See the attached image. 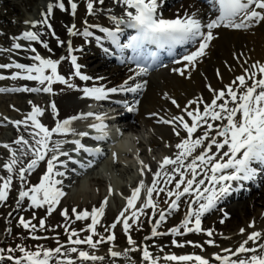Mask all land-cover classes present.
Returning a JSON list of instances; mask_svg holds the SVG:
<instances>
[{
    "label": "snow or ice",
    "instance_id": "snow-or-ice-1",
    "mask_svg": "<svg viewBox=\"0 0 264 264\" xmlns=\"http://www.w3.org/2000/svg\"><path fill=\"white\" fill-rule=\"evenodd\" d=\"M209 5V11L204 16L198 15V11H186L182 16H177L174 19L164 18L162 14V6L164 0H115L118 5L124 6V14L117 16L112 9H109L108 19L113 22L115 28L101 26L99 24L88 25L82 33L85 37H92L94 33L89 28H97L104 36L97 35L96 41L100 44L105 54L115 55V52H110L109 48L104 45V40L110 42L118 52L119 59L124 62L128 59L136 63L137 71L132 76H129L122 84L113 87L92 86L81 89L85 98L94 99L96 101H105L112 94L120 93H140L147 85V81L136 82V77H142L148 74L152 65L159 61V52L151 51L150 46L156 45L158 49L166 48L171 55L172 50L178 45H194L195 51H191L183 56V61L187 62L185 67H195L200 58L207 55V49L211 42L216 39L214 30L221 27L232 28L238 30H248L253 26L260 25L264 22V0H206ZM104 5L105 0H87V13L89 15L96 14V4ZM59 7L61 10H66L63 0L58 5L49 4L47 13L44 14L42 20L30 23L31 27L35 28L38 25H44L52 28L49 23V16L53 12V8ZM71 14L74 16L77 10V3L72 2ZM87 23V22H85ZM121 26L135 29L136 34L128 37L126 43L121 42V35L124 29ZM70 35L80 34L76 31V25L68 27ZM55 36V32H52ZM14 40L41 42L43 47L49 52L52 49L47 42L41 40V34L37 31L26 30L21 35L14 37ZM63 46V41H59ZM24 47L21 43H13L10 49H0V51L19 50ZM130 49L132 55L125 57L124 52ZM27 51L35 53L30 59L38 63L24 64L19 62L0 63V69H17L10 77L0 75V80L5 79H23L27 81H36L41 87H0V93L5 92H31V93H51L53 91L52 84L59 82L67 85L69 88L75 87L70 83L69 79L64 75L59 74L58 65L60 60L45 58L41 56L35 47H27ZM69 52L73 51L69 42ZM176 60L175 63H180ZM71 63L74 66L75 77L81 81H92L94 78L90 75L83 74L82 65L78 63L77 56H71ZM51 70V74H46L47 70ZM178 71L180 75L185 74L184 69H173ZM242 75H238L226 86V90H215L209 86L213 92V98L210 103L203 104V111L199 106L198 101L202 102V98L193 100L191 105H197L194 109L185 108L184 112L191 118V122L185 119L184 115H171L169 118L160 117V123L174 125L173 131L175 135L181 136V127L186 133V137H181L179 143L175 145L178 151L174 156H165L159 162V170L154 173L151 186H147L143 180L139 186L132 190V194L127 198V206L120 212L116 223H113L106 231H111L117 223L123 224V229L127 233L131 228L130 220L139 221L140 216L144 215V209L151 208L154 213L158 210V203L154 199V193H165L167 198L164 202L169 205L167 214L179 209V201L181 197L195 194V200L189 204V210L185 215L184 220L178 227L170 229V234L173 236H183L187 233H201L202 217L216 208L218 201L229 195L233 190L232 182L254 181L264 172V63L256 62L244 69ZM259 77V78H258ZM98 80H103L104 77H97ZM238 85V86H237ZM171 99V103L177 108L180 105L175 99ZM218 101H222L218 103ZM31 103V102H30ZM139 100H134L132 104L124 103L127 112L131 113L137 110ZM53 112L58 116L56 104H51ZM44 110L34 103L32 111L27 114L23 120L13 121L19 127L23 125L25 129L31 128L29 133L31 141L21 135L15 144L20 148L11 150V146L4 144L3 147L10 149L11 159L4 164V168L8 173H13L16 164L20 157L17 155H31L33 158L26 168L19 169V178L23 182L26 179V173L34 170L40 161L47 159V171L41 178L40 183L28 187L27 190L20 191L19 201L25 198L31 201L34 208L47 206L49 214L60 203V200L66 193L62 187L61 179L55 177L66 176L65 171H60L57 165L67 169L68 162L79 164L80 168L87 169L93 166V160L86 163L73 158L68 151L63 150V145L71 143L75 147L73 152L79 154L84 152L92 157H97L103 154L100 147H89L85 145L81 139H59L53 140L54 135L67 137L68 135L79 137H90L94 141L102 142L109 138L107 117L103 114L93 112L80 113L73 115L63 120H57L55 126L51 129L40 122L38 117L43 115ZM152 115H158L153 113ZM93 118L95 122L89 127L96 133L90 136L89 132H77L73 127L74 122ZM29 121L31 122L29 124ZM219 122V123H217ZM199 136H195L197 132ZM215 149V151H214ZM227 149V150H225ZM199 150V151H198ZM115 155V154H113ZM67 157V161L60 160V157ZM141 174L144 170L151 171L150 167L140 161ZM74 171V170H73ZM3 181L0 184V202H3L8 197V192L12 184V175L0 177ZM207 181V184H206ZM174 182V183H173ZM163 184L164 187L160 185ZM172 185V187H168ZM242 186V185H241ZM147 189V199L140 208H137V201L140 199L142 189ZM174 188V190H173ZM112 192V189H109ZM19 203V202H18ZM198 204V207L193 210L192 205ZM108 205V199L105 198L102 205L98 208L94 207L91 212L84 210L76 212V220L91 219V223L87 225L86 231L91 234L81 239L79 233L75 230L69 232V243L73 245L70 248H65L60 245L55 249H41L39 251H26L24 247L20 251L24 253L20 259H15L9 255L5 257L2 253L4 249H0V261L14 260V264H77V259H74L71 254H77L81 264L84 262H102L104 256L95 255L89 251L78 248L79 245H88L92 250H96L98 245L105 242L104 237L94 240L93 237L98 235L97 225L101 222V217L105 214V209ZM130 209H135L131 212V216L125 214ZM68 217L67 210L62 213ZM227 215V214H225ZM122 218V219H121ZM166 212L159 209V219L155 220L152 225L151 237H159L168 235L169 233L160 232L158 228L161 222L165 221ZM224 221L221 220V223ZM20 225L25 228L35 230V225L30 221H26L23 217L19 220ZM45 222L40 221V227L43 228ZM191 225V226H190ZM255 228V223L249 225ZM183 229V231H182ZM67 230V226H66ZM213 230H207L206 234L209 237L213 236ZM245 229L241 228L240 233L243 235ZM76 237V239H73ZM149 237V239L151 238ZM40 239L41 237H33ZM227 238V237H226ZM107 241H115V235H108ZM128 244L132 247L124 252L116 251L113 248L109 249L110 257L114 260L123 257L126 260H131L129 253L135 251L142 252V261L144 264H211L208 258L201 255H177L174 253L165 254L163 256L154 255L149 250L147 245L142 248L137 247V241L130 235L127 237ZM186 243L192 244V241ZM208 244H214V240H208ZM251 243V246L249 244ZM176 247H184V243L176 240L172 241ZM195 247H202L199 244H194ZM63 249V251H62ZM8 252L14 251L8 249ZM160 251L164 249L161 246ZM224 252L230 255L215 254L214 259L219 264H264V231L253 230L247 235L238 247L233 250L231 248L223 249ZM235 257V258H233Z\"/></svg>",
    "mask_w": 264,
    "mask_h": 264
},
{
    "label": "bare ground",
    "instance_id": "bare-ground-1",
    "mask_svg": "<svg viewBox=\"0 0 264 264\" xmlns=\"http://www.w3.org/2000/svg\"><path fill=\"white\" fill-rule=\"evenodd\" d=\"M44 1L46 0H0V49H10L12 47V44L17 42L24 45V48L20 50L0 51V63H11L13 61L27 63L26 59L31 61V63H29L28 61L29 64L35 63L30 59V57L35 54L27 51L26 48L29 46L34 47L36 46V43H25V41L13 39L14 37L21 35L26 30L39 32L43 37V40L48 41L49 47L52 49L51 52H59L62 47L59 41L63 40V37L66 33V25L62 23V21L71 19V16L68 14V12L54 6L53 12L49 16L55 23L58 30V42L50 39L48 35L49 29L46 26L38 25L37 27L33 28L31 27L30 23H26L38 21L39 19L37 20V18H39V16L41 20L43 19V12L47 13L48 7L43 4ZM57 3L58 1L56 3L51 2V4L53 5H57ZM112 6L115 5H111L110 7ZM198 9L209 11V5L197 2L196 0H181L174 8L170 9L167 14L163 12L162 14L164 18L174 19L178 15L182 16L186 11L192 12L198 11ZM36 12H39V16H36L37 18L35 16H31ZM198 12L200 16H204L203 12ZM71 23H74V21ZM102 24L104 26H108L109 20L104 19ZM215 36L216 39L211 42L210 47L207 49V55L200 58L194 68L191 66L185 67L187 63L172 64L166 69L160 68L159 70H155L149 73L148 78L140 77L136 79V82L146 80L147 85L146 89L141 92V96H139L140 103L139 105H137V110L132 112V114L137 118V121H135L134 124L139 125V122H143L146 125L145 127L151 129L150 134L147 133L143 136L142 139L143 141L147 140V142H150V148H154L160 144L164 145V143L170 144V146H164L162 148L165 151L164 154L160 155L161 161L165 156L175 155V153L178 151V149L175 148V145L180 142L181 137H186V133L181 127V136H176L175 132L173 131L174 125L158 122L160 117H164L167 119L171 115H184L185 119L191 122V118L186 115L184 109L186 107L189 108V110L194 109L197 105L190 106V102L193 100H197L198 98H202V102L198 101L202 111L203 104L210 103L211 99L213 98V92L210 91L209 86L217 91L222 89L226 90V86L230 85L236 76L245 74L244 69L248 68L251 64L256 62L264 63V22L244 31H232L230 29L221 27L219 29H216ZM78 55L80 63H82V72L94 76V79L91 82L92 86H118L125 80H127L129 76L135 73L130 71V63L129 65L126 64V62L124 64L115 66L111 62L109 55L105 54V52L95 40L91 42L89 49L79 52ZM92 62L93 65H91ZM181 68L185 70L184 75H180L178 71H173V69ZM16 71L18 70L15 68L0 69V75H12ZM10 76L8 75L6 77ZM97 77H104V79L98 80L96 79ZM35 82L36 81H27L23 79H5L0 80V87L13 88L14 86H32ZM167 97L175 99L180 105V108H177L175 105H173L171 103V99H168ZM71 100L76 101V96L72 97ZM133 102L134 100L129 104H132ZM87 108L90 109L91 107ZM153 113H157L158 115H152ZM88 122L92 121L89 120ZM84 124L85 123L83 120L76 121L74 122L73 127L78 129L84 127L85 129L86 126H84ZM86 130L89 129L86 128ZM108 131L110 134L109 136H112L113 140L109 141L108 139L107 149L109 150L107 151L105 150V146L102 145V142L93 143L88 139V141H85V145H88L89 147H100L103 150L104 159L102 158L103 163L101 168L103 172H101L102 174L100 173V175L109 177L110 174H114V160L120 161V164L122 166L133 164L132 167H134L135 170H138L140 168V171L141 165L137 167V160L141 159L144 162L148 160L145 159V157L147 156V150L143 147V143L137 142V145H135L136 141L134 140V137H138L139 134L135 135L132 133L131 135H129L128 133L129 138L126 137L124 139H119L117 136L118 131L116 128L112 129L108 126ZM93 132L95 131L93 130ZM199 135L200 133L198 132L195 134V136ZM74 138L81 139L83 137L74 136ZM133 146H135V148H133ZM139 148L141 150L143 149V153L141 151V155L137 156L136 153ZM128 150L133 151L134 154H126ZM87 157L88 158L85 159L80 158L81 160L79 161L86 163L89 160H95V157L89 155H87ZM76 166L78 167L79 171L82 170L79 164H76ZM88 174L89 173H87V175ZM132 176L133 183L131 184V186L138 187L140 181L143 180V175L140 174V178L138 179H136L134 173ZM96 179L99 178L92 176V178L90 179H86V177L80 181L77 179L73 194L79 197L82 196V198L88 197L86 194L87 192H90L91 185L96 184ZM70 183L72 182L70 181ZM110 183H112L111 187L114 186L115 188H119L122 185V181L117 179L111 180ZM108 184L105 188H108ZM146 185L149 186L148 184ZM160 186L164 187L163 184H161ZM168 187L171 188L172 185H168ZM142 190L143 193L141 195L143 196V198H145L147 189L145 188ZM153 195L159 206L168 205L164 201L166 199H172L167 198L165 193H154ZM244 195L245 192L242 191L240 197L243 201H238L236 204L227 208L226 212L229 213L231 222L225 220L223 223H221V221L218 220L217 222H213L212 227L209 225L211 228H216L222 227L226 224V226L231 229V231L228 232L231 238L227 237V241L224 243V248L227 247L235 250L238 245L244 239H246L247 235L250 234L253 230L264 231V218H262L260 215L261 211L259 212V216L258 213H256V210L260 209L258 208L260 207L259 204L261 205L262 203L263 209L261 210L264 211L263 196L259 195L256 197H252V199L248 201V198H246ZM230 197V195H227L223 197L221 201H228ZM248 218L250 221L255 222L254 229L247 227L245 229V233L242 235L240 233L241 227H237L234 229L232 228L233 225L238 224ZM202 223H205L204 219ZM206 223L209 224L208 222ZM209 226L207 228H210ZM151 243L152 244L150 248L153 250L154 255L160 254L159 247L161 246L165 250L172 248L171 244L168 242L161 241L159 242V244H157L154 243V240H152ZM169 253H175L177 255H192L181 253V251H167L164 253V255ZM228 254L230 253H225V255ZM119 264L124 263L123 261H119Z\"/></svg>",
    "mask_w": 264,
    "mask_h": 264
},
{
    "label": "rangeland",
    "instance_id": "rangeland-1",
    "mask_svg": "<svg viewBox=\"0 0 264 264\" xmlns=\"http://www.w3.org/2000/svg\"><path fill=\"white\" fill-rule=\"evenodd\" d=\"M52 0H46L43 2V4L47 5ZM82 3H85V0H82ZM110 7V3L106 6ZM85 13V12H84ZM86 14V13H85ZM105 9L101 7L98 3L96 4V14L95 15H88L87 19L83 18L79 21V26L83 27L84 25L89 24L90 22L88 20H96L100 21L103 17H105ZM71 21H67L66 23V29L69 27V23ZM87 22V23H85ZM78 35H74V39L77 40V45L79 48H83L85 44V39L82 35V30H79ZM70 34L67 32V34L64 36V42L67 44L70 40ZM65 53V49L60 50V53L55 56V58L63 55ZM40 55L48 57L51 54L47 49H44V52ZM62 71L67 75L70 83L75 85L73 88H69L67 85L56 82L52 85L55 86V92L53 95V99L57 101L58 105L60 106V112L58 113V120H63L66 118H69L73 115H79L83 112V106H85L87 103L78 98V95L82 93L81 89L84 87H87L86 84H83L81 80H78L73 77V72L69 70V68L63 64L62 65ZM80 84H82L80 86ZM30 87H41V85H35ZM27 93V94H26ZM24 95V96H22ZM76 96V101H72V97ZM50 100L49 95H46L44 92L39 93H31V92H6V93H0V177H7L9 175H12V184L10 187V190L8 192V197L5 201L0 202V249H4V256L6 257L5 253H9L8 249H13L14 251L10 252L15 254L16 253V239L23 240V237H41L40 239H36V251H39L41 249H55L56 247L60 245H64L65 248H70L73 245L69 244V232L71 230H75L79 233V237L84 238L90 235L91 233L89 231H86L87 225L91 223V219L87 220H76V212H82L84 210H88L91 212V210L96 207H100L102 205V202L105 198L108 199V205L105 209V214L103 217H101V222L99 225H97V233L98 235H95L96 240L100 239V237L107 238L108 235L115 234L117 236L116 243H100L98 245V248L96 250H92L89 246L85 247H79L78 248L82 250L89 251L90 253H94L95 255L104 256L105 260L111 258L109 254V248H113L116 251L124 252L126 249L132 247L128 244V242L125 240V231L123 229L122 223H117L116 227L114 229H111V231H106V228H109L113 223L117 222V219L119 217L120 212L127 206V198L131 196L132 194V186L129 184V182H132V174L130 173V170L132 165H126L122 166L121 164H117L118 166L113 167V173L110 174L109 177L103 175L101 176L97 171L91 172L88 175H86V179H90L89 177L95 176L100 178L96 179V184L91 185L90 192H87L88 197L82 198V196H76L73 194L74 192V186L76 183L73 182V180H65L63 177H55L56 179H61L63 181L62 185H59L58 187H62L63 191L66 193L65 197H62L60 200L59 205L55 207V209L52 211L51 214L47 211V206L41 207V208H34L31 205V201L27 198L23 201H19V193L20 191L27 190L28 187L35 186L40 183L41 178L45 175L47 171V159L51 156V153H49V156L45 158V160L40 161L38 163V166L32 170L29 173H26V179L22 182L19 178V169L24 167L26 168L27 165L31 162V159L33 158L30 154L29 155H20L19 151L17 152V155L20 157L18 163L16 164L13 173H8L7 170L4 168V164L7 163L9 159H11V151L10 149H6L3 147L4 144H8L11 146V150H17L20 148L19 145H16L14 142L17 140L21 135H23L26 139H29L31 141V136L29 133L32 131L31 128L25 129L23 125L17 127L13 122L12 123H5V126H2V122H6L5 118L1 117H8L12 121L17 120H23L29 112L32 111V104L34 103L38 107H41L44 112L43 115L38 117L41 123H43L46 127L49 129L53 128L56 123V119L54 117V113L52 109L49 107L48 101ZM31 102V103H30ZM107 109H101L102 113L106 116H115L116 114H121L124 110H119V112H113L112 114L108 113V109H114L109 108V106H106ZM108 113V114H107ZM115 118V117H114ZM131 120L136 121L135 118H128L127 121L130 122ZM31 122L29 121V124ZM139 125H132V128L130 131H127L125 135H131L133 134H139L138 137L143 139V136L147 133L150 134V130L145 127L146 125L143 122H139ZM87 129H90V127H86ZM129 129V128H128ZM128 135V136H129ZM72 135H68L67 137H61L59 135H54L53 140H59V139H72ZM129 138V137H128ZM147 142V140H144ZM70 143H66L63 145V150L67 151L69 148ZM168 147L170 144H160L157 145L154 148H149L147 151V156L145 159L148 161L144 162L147 164L151 171H148L147 169L144 170L143 173V180L144 183H149L153 179L154 173L159 168V162L160 155L164 154L163 147ZM63 156L60 157V160H63ZM60 165H57L58 170L61 171L59 168ZM140 169V168H139ZM135 170L134 175L137 178H140L138 174H141V170L139 171ZM70 174V173H68ZM127 174H130L128 177H125ZM113 176V177H112ZM83 177V179L85 178ZM122 180L123 185H121L119 188H116V194L112 195V192L110 193L106 187L107 181L111 180ZM135 179V178H134ZM70 181L72 183H70ZM3 181L0 180V184H2ZM102 187V188H101ZM143 193V190L141 191V194ZM262 195L264 198V183L262 185V188H259L255 192H251L248 195V201L252 199V197H256ZM143 196L140 195L139 201H137V208H140L142 204L145 202L143 200ZM246 200V199H245ZM238 201H243L241 199L237 201L229 200L228 202L221 203L217 209H214L208 216L205 217V227H208L209 225L212 227L213 222H217L218 220H228L231 222L229 213L226 212L227 208L236 204ZM19 202V203H18ZM189 202V199H186V197L181 198L179 202V209L176 211H173L171 214H166V219L163 221L162 228L165 229L166 233H169L168 235H164L161 238L160 237H151V225L149 223V220L151 219V210L144 209V215L140 216L139 221L130 220L129 223L131 224V228L129 229V232H131L137 241V247H141V243L143 241L151 243L150 241L154 240V243L159 244V242H168L171 244V251H181V253L184 254H193V253H202L203 256L210 255L213 250L216 248H224V243L227 241V238H231L230 234L228 232L231 231L229 227L226 226V224L222 227H216V228H210L214 231L213 236L209 237L205 235L204 233H189L186 236L180 237V236H173L170 234V229L173 227H178L182 221L185 218L186 215V205ZM263 204V203H262ZM260 205V209L256 210V213L259 212L262 218H264L263 214L264 211L263 205ZM20 209H17V208ZM164 207V206H163ZM73 209H76V212H73ZM162 209V208H160ZM219 209L221 211H219ZM64 210H67L68 217L66 218L62 213ZM135 209H130L128 213H126V216H131V212ZM13 212L12 216L7 218L8 214L10 212ZM227 214V215H225ZM229 216V217H228ZM23 217L26 221H30L32 225H35V230H32L31 228L25 229L23 228L19 220ZM223 217V218H222ZM122 219V218H121ZM43 220L45 222V225L43 228L40 227V221ZM208 222L209 224H207ZM250 225V220L245 219L242 222L233 225V229L237 227H241L246 229ZM67 226V230H66ZM209 229V228H207ZM183 230V229H182ZM22 234V235H21ZM115 236V237H116ZM149 237H151L149 239ZM25 238V237H24ZM76 238V237H73ZM35 239V238H34ZM214 240V244H208V240ZM170 240V241H168ZM176 240L180 243H184V247H176L172 244V241ZM57 241H62L59 245H57ZM187 241H192V244L186 243ZM194 244H199L202 247H195ZM151 245V244H150ZM115 246V247H113ZM160 248V247H159ZM63 251V249H62ZM160 251V249H159ZM21 252V251H19ZM167 252V251H166ZM136 253V254H134ZM132 255L131 260H126L122 258L124 261V264H144L142 260L140 259V251H135ZM163 254V252H161ZM161 254H159L161 256ZM74 259H77V264H81L79 261L77 254H71ZM134 255V256H133ZM21 256L20 258H22ZM18 258V259H20ZM113 259V258H112ZM119 259V258H116ZM104 261L102 262H95V264H104ZM0 264H14V261H9L7 258L3 261H0ZM84 264H93V262H84Z\"/></svg>",
    "mask_w": 264,
    "mask_h": 264
},
{
    "label": "trees",
    "instance_id": "trees-1",
    "mask_svg": "<svg viewBox=\"0 0 264 264\" xmlns=\"http://www.w3.org/2000/svg\"><path fill=\"white\" fill-rule=\"evenodd\" d=\"M22 245H23V247H26L27 250H32V244L29 241H26Z\"/></svg>",
    "mask_w": 264,
    "mask_h": 264
}]
</instances>
